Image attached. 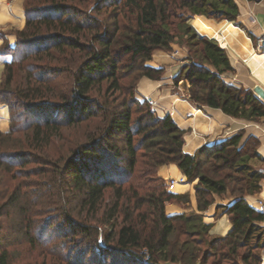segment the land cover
<instances>
[{"label":"trees","instance_id":"trees-1","mask_svg":"<svg viewBox=\"0 0 264 264\" xmlns=\"http://www.w3.org/2000/svg\"><path fill=\"white\" fill-rule=\"evenodd\" d=\"M35 2L25 10L26 27L15 45L0 49L1 55H11L0 87V103L11 113L10 131L0 133V200H5L0 205V264L16 263L11 247L17 244L30 250L46 246L59 254L60 264H262L264 213L245 200L262 190L264 175L251 164H264L257 149H250L251 144L258 147V140L250 136L243 142L240 131L186 154L185 131L169 115L158 117L137 92L141 78L159 81L164 75V68L146 64L154 52H172L178 43L188 48V57L174 82L189 83V100L197 108L251 122L264 119V103L252 90L225 81L235 69L215 40L232 45L240 35L229 23L238 21L237 3ZM214 20L229 21L226 30L217 24L219 37ZM249 49L256 71H263L264 56ZM16 72L24 74V82ZM4 141L14 147H2ZM59 145H66L64 153H52ZM30 164L47 165L55 174L56 207L63 220L56 229L66 239L72 235L73 242L64 256L25 201L32 200L30 185L21 178L46 175L42 167L36 173L25 170ZM168 164L177 165L188 183L198 181L200 213L213 205L214 195L238 198L222 208L232 223L226 236L211 237L213 225L201 214L166 213L168 203H190L188 194L171 193V181L157 175ZM9 181L16 182L11 192Z\"/></svg>","mask_w":264,"mask_h":264},{"label":"crops","instance_id":"crops-1","mask_svg":"<svg viewBox=\"0 0 264 264\" xmlns=\"http://www.w3.org/2000/svg\"><path fill=\"white\" fill-rule=\"evenodd\" d=\"M234 1L239 7L237 23L227 20L215 21L216 24L223 25V30L228 28L229 25L227 24L229 22L232 27L240 31V35L237 34L233 37L232 45L230 43L225 45L219 39H215L220 47L227 51L231 64L235 69V74L231 76L234 80H230L229 77L227 78L229 75H226L225 81L245 89L252 90L255 86H260L264 90V70L256 71L258 69V67L255 69L257 63L254 66L251 62L252 58L249 52L251 47L255 53H258L255 50V42L264 34V0ZM22 4L23 0H0V27L7 30L22 29L24 27L25 15ZM198 17L204 16H197L194 19ZM192 28L194 29V27ZM3 35H5V39L9 40V45H15L14 35L5 33ZM3 35L0 33V43H2ZM199 36L212 39L201 34ZM187 57L188 48L178 43L172 44V52L156 50L147 66L156 69L164 68V75L159 81L147 77L141 78L137 85L139 98L147 100L158 117L163 118L169 115L177 127L185 131L183 152L186 154L194 155L203 146L220 144L240 131H244L243 142L248 137L254 136L259 142L257 152L264 159V119L260 122H251L232 118L219 109L210 107L199 109L189 100V83L184 81V85L181 86L175 84L174 79L186 64ZM5 58L7 57L0 54V65L5 61ZM262 102L264 103V100ZM1 106L0 125L7 126L8 109ZM157 175L174 182L173 188L170 189L171 193L177 195L188 194L190 196V203L187 204V207L176 203H168L166 205L168 215L201 214L205 223L213 225L210 231L211 235L218 237L226 236L229 233L232 229V223L230 217L225 214L222 208L230 206L238 198L233 197L230 193L222 196L214 195L213 205L205 212L200 213L195 190L198 181L188 183L185 175L175 164L159 167ZM261 186L260 193L245 196L247 203L258 211H262L259 201L264 204V180ZM262 212L264 213V210ZM261 225L264 226V223ZM262 264H264V256Z\"/></svg>","mask_w":264,"mask_h":264},{"label":"rangeland","instance_id":"rangeland-1","mask_svg":"<svg viewBox=\"0 0 264 264\" xmlns=\"http://www.w3.org/2000/svg\"><path fill=\"white\" fill-rule=\"evenodd\" d=\"M33 1V0H32ZM31 0H23V4H22V8H23V12L25 15V25L22 29H14V30H7L4 27H0V33L3 35L5 34H12L15 36V43L18 40V33L21 32L22 30L25 29L26 27V13L25 10L27 8L28 5H31ZM38 3H42L41 0H38V2L34 3V4H38ZM200 18V17H198ZM206 18V17H204ZM197 19V18H196ZM126 21V20H125ZM215 21V20H214ZM127 22V21H126ZM217 24L215 23V33L216 35L219 37V32L216 29ZM195 30V29H194ZM196 32V30H195ZM197 33V32H196ZM198 34V33H197ZM199 35V34H198ZM7 36V35H6ZM5 35H3L2 38V43H0V49H3L7 44H9V40L5 39ZM209 39V38H208ZM223 43V41H222ZM5 58V61H3L2 65H0V87H2V82L4 81V78L6 76V70H5V63L11 60V55H2ZM128 58H126L124 61L127 63ZM37 64H41V62L39 63V60H34ZM148 63V62H147ZM146 63V64H147ZM18 73V72H16ZM19 77L17 78V80L24 82V77L22 75H24L23 73H18ZM21 74V75H20ZM233 74H230L229 76H227V78L229 77L230 80H234L233 77H231ZM68 76V75H66ZM65 77V76H63ZM61 81L66 82V80L60 79ZM21 83V82H20ZM184 80L180 81L177 85L181 86L184 85ZM139 97V96H138ZM140 99V98H139ZM3 105L5 108L8 109V113H9V118H8V124L7 126L5 125H0V133L2 134H7L10 129H11V113H10V108L7 104L5 103H0V106ZM1 106V107H3ZM7 129H6V128ZM6 129V130H5ZM63 137L67 138V131H64L63 133ZM1 146L5 148L10 147V149L12 147H14L12 145V143H7L6 141H4V143H1ZM64 147H66V145H59L58 147H55L52 149V153H56L59 154L58 152H63L64 153ZM250 149L253 151L254 149H257L256 146L254 144H251ZM65 153L67 154V151H65ZM251 164L254 166L255 169H264V164H261L255 160H253L251 162ZM42 170L45 169L46 171V175L45 174H34V175H30L27 178H21V182H26L28 183L30 186L28 187V191H29V196L30 198L33 199H37V201H28L25 200L29 206L31 207V210L33 211V213H35L34 215H36V219L37 221L40 223L41 222V227L42 225L46 228V233H47V237H52L54 239V245L60 246L62 247V255H66V252L68 251L67 249H69L70 247L73 246V242H70L72 235L66 239L64 238L63 235L60 234V231H57L56 226L57 225H63V220H60L58 217L59 215H61L59 212V210H57L56 204H58L59 201V197L57 196V192L55 187H54V181H55V174L53 172V169H51V167L47 166V165H36V164H30L28 165L25 170L27 171H33L31 173H36L35 169L41 168ZM15 169V168H14ZM16 182L13 181H9L8 182V190L11 192V190L13 189L14 185ZM4 190V188H3ZM168 191L169 188H168ZM39 192L41 194L37 196V198H34L36 196V193ZM40 197V198H39ZM5 200H0V205H2V203ZM215 201V200H214ZM181 206V204H179ZM184 207H187V205H182ZM167 213V212H166ZM191 213H188L187 215H190ZM59 219V220H58ZM204 221V219H203ZM50 224H52V226H50ZM211 237H215L213 235L210 234ZM177 236H174V240ZM4 244V242H2ZM54 245H51L49 249H54ZM46 246H41L40 248H36L35 250H30V247H28L27 245H20L17 244L16 246H12L11 249L12 251H14V257L17 258L16 263L15 264H60L59 261V257L57 254L52 253V252H48L46 251ZM66 247V251L65 248ZM261 254L264 256V251L261 252ZM86 262H89V258H87L85 260ZM130 264V263H127Z\"/></svg>","mask_w":264,"mask_h":264},{"label":"built area","instance_id":"built-area-1","mask_svg":"<svg viewBox=\"0 0 264 264\" xmlns=\"http://www.w3.org/2000/svg\"><path fill=\"white\" fill-rule=\"evenodd\" d=\"M255 50L258 53H264V34L256 40ZM260 172L264 175V169H260ZM173 184H174V182H171V184L169 186V190L173 188ZM259 205H260V209L263 211L264 210V204L259 201Z\"/></svg>","mask_w":264,"mask_h":264},{"label":"water","instance_id":"water-1","mask_svg":"<svg viewBox=\"0 0 264 264\" xmlns=\"http://www.w3.org/2000/svg\"><path fill=\"white\" fill-rule=\"evenodd\" d=\"M252 90L260 100H264V90L260 86H255Z\"/></svg>","mask_w":264,"mask_h":264},{"label":"bare ground","instance_id":"bare-ground-1","mask_svg":"<svg viewBox=\"0 0 264 264\" xmlns=\"http://www.w3.org/2000/svg\"><path fill=\"white\" fill-rule=\"evenodd\" d=\"M257 54H259V55H263V56H264V53H257ZM197 116H198V115H197ZM197 126H198V125H197ZM199 126H200V125H199ZM189 141H190V140H189ZM189 141H188V142H189ZM191 143H192V142H191Z\"/></svg>","mask_w":264,"mask_h":264}]
</instances>
